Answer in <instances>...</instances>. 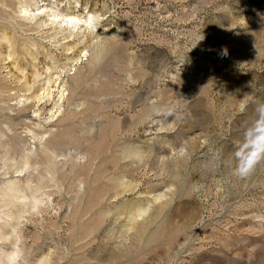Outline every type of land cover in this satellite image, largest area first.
<instances>
[{"label": "rangeland", "instance_id": "rangeland-1", "mask_svg": "<svg viewBox=\"0 0 264 264\" xmlns=\"http://www.w3.org/2000/svg\"><path fill=\"white\" fill-rule=\"evenodd\" d=\"M22 1L0 0V262L264 264V159L235 173L259 134L264 0H38L28 18L99 17L72 38ZM10 182L40 211L20 217Z\"/></svg>", "mask_w": 264, "mask_h": 264}, {"label": "bare ground", "instance_id": "bare-ground-1", "mask_svg": "<svg viewBox=\"0 0 264 264\" xmlns=\"http://www.w3.org/2000/svg\"><path fill=\"white\" fill-rule=\"evenodd\" d=\"M37 4H38V0H32L31 1V3H30V1L29 2H27V1H22V2H20L19 3V13H20V16L22 15V17L23 18H25V19H27V20H30V21H34L35 19H37L38 18V15H46V17H48L47 18V20H43V21H40L41 23L40 24H37L38 26H40V28L41 27H43V26H46L47 25V23L48 22H50L51 23V25L54 27V25L55 26H58L59 28H60V30H62V31H66V33H68L69 34V37H75V36H77L78 35V33L77 32H79L80 30H88V31H94L96 28H97V26H98V23H99V17L98 16H96L95 14H88L87 16H78V15H71V14H64V13H62L61 11H58V10H56V9H54L53 7H51L50 9H48V8H46V9H44L42 12H40L39 14H35L34 13V15L32 16V17H30V18H28V15H29V13H31L32 12V8L34 7V6H37ZM59 30V31H60ZM61 32V31H60ZM62 33V32H61ZM77 34V35H76ZM6 41L8 42V43H10V41L9 40H7L6 39ZM87 57V52L86 53H84V55L82 56V54H81V56L78 58V59H76V61L79 63V61L82 59V58H86ZM50 82V81H49ZM50 86V85H49ZM49 86H47V87H49ZM32 87L33 86H29L28 84L25 86V89H26V93L27 92H31V90H32ZM49 89H47V90H44V94L47 96V94H48V97L50 96V94H49V91H48ZM43 96V95H41V96H37V97H30V98H26L27 100H26V102L28 101H30V100H37V102L38 103H41L45 98H46V96ZM65 98V95H64V92L62 91L61 92V96H60V99L61 100H63ZM20 103H22L23 104V102L22 101H20ZM25 104V103H24ZM30 133H33V132H30ZM33 135H34V137L35 138H38L37 136H36V134H34L33 133ZM44 140V137L42 136V138H41V142ZM1 141V140H0ZM2 143V142H1ZM0 143V144H1ZM45 150H46V148H45ZM52 151L50 150V149H47L46 151H45V155L48 157V163H47V165L46 164H44L45 166H50L49 164L53 161V159H52V156H53V153H51ZM29 154H31V152H29L28 153V155L26 154V155H23V157H22V160L23 161H21L22 162V166H25V167H30V166H32L30 163H29V161L31 160V158H30V156H29ZM32 155V154H31ZM40 158V157H39ZM39 162H41L40 161V159L38 160ZM20 162V163H21ZM39 162H38V164H39ZM44 161H42V163H43ZM35 163V162H34ZM34 163H33V165H34ZM39 165H41L42 166V164L40 163ZM43 165V166H44ZM20 166V165H19ZM33 168H34V166H32ZM32 167H30V168H32ZM39 168V167H38ZM48 167H46V169H47ZM25 170V169H24ZM23 170V171H24ZM29 169H27V171H28ZM48 170V169H47ZM22 171V172H23ZM27 171H25V172H27ZM50 171V170H49ZM52 171V170H51ZM19 172H21V171H19ZM22 172H21V174H22ZM46 173V172H45ZM48 174V173H47ZM54 174V173H53ZM32 175V174H31ZM48 176H49V174H48ZM47 176V177H48ZM30 177V176H29ZM43 178V177H42ZM33 179V178H32ZM20 185V184H19ZM19 185L18 184H16L15 182H10L9 183V185L8 186H6V187H8L7 188V190L10 192V199L12 198V199H14V200H16L15 202H22L21 204L23 205L22 207H20V209H19V213H20V217H21V215H23V214H26V213H28L29 214V212L30 211H40L39 209H40V207H42V204H43V201H42V199H40L39 197L41 196V192L39 193V191L38 190H41V189H38V190H33V189H31V188H29L28 190L30 191V194L29 195H26V194H24V190H22V188H20L19 187ZM38 187V186H37ZM37 187H35V188H37ZM38 188H40V187H38ZM2 190H4V189H2ZM27 190V191H28ZM39 193V194H38ZM6 194H7V192H4L3 191V195L4 196H2V197H4L5 198V196H6ZM38 194V195H37ZM40 195V196H39ZM44 194H42V196H43ZM46 195V194H45ZM44 197V196H43ZM164 196L163 195H161V196H159L157 199H156V201H159L160 199H162ZM42 198V197H41ZM2 199V198H1ZM2 201V200H1ZM11 203H14V201L12 202L11 201ZM17 204H20V203H16L15 205L17 206ZM21 204H20V206H21ZM13 205V204H12ZM14 205V206H15ZM45 206V205H44ZM2 208V206L0 205V209ZM130 209H128V213H129V219H130V222L131 223H136V222H138V221H140V220H143L146 216H148L149 215V213H150V211H151V208H150V206L149 205H137V206H132V207H129ZM126 209V208H125ZM29 210V211H28ZM4 215V214H3ZM20 217L18 218V219H20ZM11 218V217H10ZM0 219H2V217H0ZM13 219H16V218H14V215H13ZM3 228L0 226V240L3 238V233H2V230ZM130 230H132V229H130ZM18 253L17 252H15V253H13V254H11V255H8V256H6L5 257V259L4 260H1V264H15V262H16V260H17V258H18ZM49 262H50V260H47L46 259V261H45V263L44 264H49Z\"/></svg>", "mask_w": 264, "mask_h": 264}, {"label": "clouds", "instance_id": "clouds-1", "mask_svg": "<svg viewBox=\"0 0 264 264\" xmlns=\"http://www.w3.org/2000/svg\"><path fill=\"white\" fill-rule=\"evenodd\" d=\"M256 112L259 119L255 123V128L259 134L255 137L246 136L243 151H237L235 157L238 161L235 173L240 178L250 175L256 165L264 159V103L258 105Z\"/></svg>", "mask_w": 264, "mask_h": 264}]
</instances>
